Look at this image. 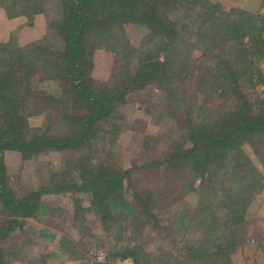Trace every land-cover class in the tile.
I'll list each match as a JSON object with an SVG mask.
<instances>
[{
  "label": "trees",
  "instance_id": "obj_1",
  "mask_svg": "<svg viewBox=\"0 0 264 264\" xmlns=\"http://www.w3.org/2000/svg\"><path fill=\"white\" fill-rule=\"evenodd\" d=\"M46 1L0 0V6L9 18L25 16L32 27ZM55 1L60 13L45 21L49 34L23 45L17 32L0 41V215L5 216L0 264L19 257L16 244L5 245L14 230L58 210L43 195L61 193L72 196L77 229L91 236L86 215L93 214L103 233L111 231L107 259L130 256L135 264L264 259V98L251 99L247 92L264 82L252 67L264 58V13L226 10L212 0ZM193 14L194 24L188 20ZM128 23L147 29L138 47L127 39ZM98 48L112 51L121 62L110 74V90L101 89L91 75ZM147 88L158 100L146 102L144 109L135 104L140 119L167 115L178 132L161 151L158 136L145 134L146 157L124 167L116 147L123 131L118 107ZM39 116L40 125L32 127L29 119ZM55 121L67 132H55ZM127 128L132 131L134 124ZM5 150L18 151L22 161L50 152L72 155L61 158L49 183L18 197L8 183ZM150 173L158 183H172L170 194L180 189L170 207L161 209L163 191L140 188L142 176ZM194 192L199 198L191 209L184 196ZM167 211L178 229L168 226L170 232L163 234L160 217ZM146 227L165 242L152 261L145 252ZM186 228L193 233L184 239ZM40 233L57 237L45 229ZM179 240H184L180 246ZM57 242L69 259L81 256L65 235Z\"/></svg>",
  "mask_w": 264,
  "mask_h": 264
},
{
  "label": "rangeland",
  "instance_id": "obj_2",
  "mask_svg": "<svg viewBox=\"0 0 264 264\" xmlns=\"http://www.w3.org/2000/svg\"><path fill=\"white\" fill-rule=\"evenodd\" d=\"M218 2L220 6L224 9L229 10L230 8H240L247 10L251 13H264V6L261 4L262 0H212ZM1 7V6H0ZM2 8V7H1ZM60 13L59 8L57 7V2L55 0H47L44 6V13L40 18L39 23L32 26L31 30L23 29L21 32H17V41L20 45H23L29 41H33L46 34L45 26L47 19L56 18ZM194 14L188 19L190 23H193ZM194 24V23H193ZM125 33L127 39L134 47H138L141 40L147 34V29L138 24L128 23L124 25ZM50 32V31H49ZM49 32L47 34H49ZM46 34V35H47ZM57 41V40H56ZM57 44V42H55ZM58 45L60 46L59 42ZM121 62L117 60L115 54L112 51L105 50L104 48H98L94 51L92 58V71L91 75L95 80L101 82L99 86L101 89H111L113 88L112 79H110V74ZM253 68L259 69L261 75L264 77V58L260 59L255 63ZM107 76L105 80L99 79V76ZM149 88V87H148ZM145 89L140 93H133L129 95V101L126 105H120L118 110L122 113V117L117 121H120L123 131L117 137L116 147L121 153V163L124 167L131 160L136 161L137 163H142L143 156L141 149V140L145 134L158 136V148L159 151L165 149L170 143L174 135L178 132L176 121L174 118L169 116H156V115H144L143 119H140L142 111L137 113L134 110L135 104H137L141 109L146 106V102L154 103L158 99L155 95H152V92L149 89ZM248 95L251 99L256 97L264 98V82L257 86L255 90H247ZM42 116L31 117L29 123L32 127L40 125L42 121ZM54 129L57 133H66L67 128L61 122H53ZM134 124V128L131 131L127 126ZM4 163L6 166L7 179L9 185L13 188L17 196H26L33 190H35L39 185L47 184L51 181L53 174H57L61 166V158H69L72 153L67 151L66 153L50 152L42 154L33 160L22 161L20 153L16 150H5L4 151ZM63 155V156H62ZM254 159V157H253ZM142 189L146 186L145 189H154L161 190L167 196L163 202L161 209L170 207L175 199L174 197L180 196V189L174 190L172 194L168 191V188H172V183L166 184L165 180L157 182V175L150 173L148 177L142 176V181H140ZM178 194V195H177ZM72 197V196H71ZM69 193L61 194H48L43 195V199L50 201L53 206L57 207V211L48 217L44 218L43 221H38L34 219H29L28 222L22 229L14 230L6 239V246H15L20 248V254L17 260L12 259V264H40L44 256H47L46 264H119V260L126 259L122 264H135L133 259L130 256H117L115 258L107 259V251L112 248L114 243L111 242V231L103 233L101 225L98 221L93 220V214H87L86 218L89 221L88 227L91 236H88L89 233L86 229L79 230L72 223V206L73 202L71 200ZM82 202H87L88 198L86 194L80 193L79 195ZM131 201H134L133 198L128 197ZM199 198L197 192L190 193L184 196V201L187 203L186 207L193 209L196 206V202ZM252 211V208L250 209ZM4 216V215H3ZM0 215V224L3 222L4 218ZM5 217V216H4ZM161 226H164L163 234L169 233L170 229H167L168 226L177 231L178 226H175L172 222L175 220V217L172 213H165L160 217ZM149 227V226H148ZM126 229L127 233L132 232L131 226L128 225ZM47 234H56L55 239L44 238L41 235V230H44ZM145 235L147 238L145 252L149 255L150 260L152 261L157 256V246L162 244L165 245V242L161 240V236L156 233L153 234L149 228H145ZM185 235L184 239L192 235L193 233L190 228L184 229ZM63 234L69 239L73 240L76 246L80 249L81 256L77 259H69L66 255L61 254L58 250V238ZM102 237H101V236ZM175 234L170 236L173 238ZM98 236V237H97ZM96 237V240L92 239ZM181 237V236H180ZM151 240V241H150ZM179 246L184 242V240H179ZM125 243L123 242L122 245ZM22 247V248H21ZM101 251L103 253V259H97V253ZM51 254H54L50 256ZM157 264V263H154Z\"/></svg>",
  "mask_w": 264,
  "mask_h": 264
},
{
  "label": "crops",
  "instance_id": "obj_3",
  "mask_svg": "<svg viewBox=\"0 0 264 264\" xmlns=\"http://www.w3.org/2000/svg\"><path fill=\"white\" fill-rule=\"evenodd\" d=\"M26 18L25 16H17V17H13V18H9L6 15V12L3 8L0 7V41H5L9 38L10 34L14 33V32H21L23 29H27V30H31V28H28L26 26ZM39 23L40 25V20H37L36 25ZM107 78V76H99V79L105 80ZM264 211V207L263 210ZM263 215V213H262ZM264 216V215H263ZM260 217V216H259ZM261 219H263L261 217ZM264 220V219H263ZM262 256L259 255L257 257V259ZM256 259V261H257ZM252 263L256 262L253 260H250ZM244 260H242V262H240L239 264H243ZM256 264H264V259H262L260 257V262H257Z\"/></svg>",
  "mask_w": 264,
  "mask_h": 264
},
{
  "label": "built area",
  "instance_id": "obj_4",
  "mask_svg": "<svg viewBox=\"0 0 264 264\" xmlns=\"http://www.w3.org/2000/svg\"><path fill=\"white\" fill-rule=\"evenodd\" d=\"M101 258L103 259V253H102L101 251H99V252L97 253V259L99 260V259H101ZM125 260H126V259L119 260L118 263H119V264H122Z\"/></svg>",
  "mask_w": 264,
  "mask_h": 264
}]
</instances>
